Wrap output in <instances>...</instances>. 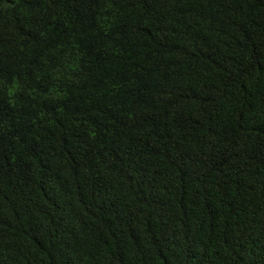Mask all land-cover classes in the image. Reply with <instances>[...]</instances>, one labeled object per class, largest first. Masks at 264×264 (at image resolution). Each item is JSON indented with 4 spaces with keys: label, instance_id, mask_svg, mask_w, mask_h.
<instances>
[{
    "label": "trees",
    "instance_id": "16d2710c",
    "mask_svg": "<svg viewBox=\"0 0 264 264\" xmlns=\"http://www.w3.org/2000/svg\"><path fill=\"white\" fill-rule=\"evenodd\" d=\"M0 264H264V0H0Z\"/></svg>",
    "mask_w": 264,
    "mask_h": 264
}]
</instances>
